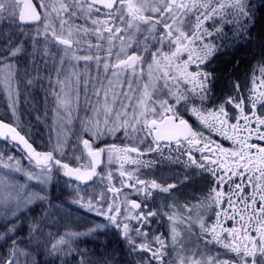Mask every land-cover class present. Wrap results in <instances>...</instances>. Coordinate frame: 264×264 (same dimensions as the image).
Returning <instances> with one entry per match:
<instances>
[{"label": "snow or ice", "instance_id": "1", "mask_svg": "<svg viewBox=\"0 0 264 264\" xmlns=\"http://www.w3.org/2000/svg\"><path fill=\"white\" fill-rule=\"evenodd\" d=\"M260 12L264 0H39L38 5L33 0H0V23L9 22L0 27V59L27 55L33 70L27 84L47 80L58 114L62 108L71 116L81 84L85 92L91 87L96 97L93 116L84 121L92 140H80L83 149L73 152L72 166L62 159L63 146L40 152L22 134L18 83L13 101L14 66L4 65L8 72L0 83L17 123L0 120V140L12 142L33 167L24 169L20 159L0 153V249L8 250L0 255V264H37L32 252L41 246L42 229L33 218L22 246L25 212L39 204L44 217L53 214L55 205L46 188L58 173L82 184L94 177L111 181V170L106 176L97 172L104 160L109 165L119 162L122 178V187H107L111 202L103 193L99 200H85L79 189L72 202L103 216L108 224L44 241L49 254L75 251L83 256L72 247L73 240L111 227L130 254H147L136 264H264V63L250 87L245 85L247 96L233 83L234 94L217 107L203 104L214 79L204 66L219 51L216 40L226 25H232L236 40L250 38ZM29 24H34L32 35L25 27ZM93 64L96 76L82 79L76 69L87 71ZM108 137L120 139L121 145L108 143ZM98 141L104 146H97ZM126 163L137 167L126 170ZM164 163L191 170L179 183L195 176L210 180L207 193L195 204L188 198L181 202L173 192L178 183L136 175L141 168ZM13 172H23L44 187L26 191V185L15 183ZM124 187L143 199H128V194L120 199ZM157 192L166 196L158 198ZM154 223L167 232L152 231ZM80 264L119 262L113 252L95 261L81 259Z\"/></svg>", "mask_w": 264, "mask_h": 264}, {"label": "rangeland", "instance_id": "2", "mask_svg": "<svg viewBox=\"0 0 264 264\" xmlns=\"http://www.w3.org/2000/svg\"><path fill=\"white\" fill-rule=\"evenodd\" d=\"M35 1L38 5L39 0ZM39 10L43 12V9L39 8ZM259 14L257 13V15ZM8 23V20H4L0 23V27H6ZM25 27L30 30L29 35H32L34 26ZM15 35L18 36L19 34ZM25 44L28 50L31 51V45L27 41ZM216 44L219 46V51L210 59L211 64H218V61L222 58V53H225L227 58L234 57V49L238 47V40L234 38L232 25L225 26L224 34L216 40ZM9 63L14 66L13 71L15 72V79H13V101L17 100L15 89L18 83L19 95L16 110L19 117L20 130L23 134H26L27 138L34 143L40 152L53 150L58 145L63 146L65 155L62 159L69 162L70 165L76 166L73 152L79 153L82 150L80 140H92V136L84 131V121L88 117L93 116L92 108L96 105V97L92 94L91 87L85 92L84 86L81 84L79 103L77 106L75 99H73L71 116L64 112L62 108L59 109L58 114L56 101L49 89L47 80L35 82L34 85L27 84V77L33 74L28 56L21 53L16 57H9L7 60L0 59V69H2L0 71V80L8 72V69L4 68V65ZM67 71L70 72L72 70L67 69ZM76 71L81 73L82 79L94 78L96 76L95 65H93L91 72L83 69ZM52 79L55 81V73L52 74ZM86 96L88 98L87 101L85 99ZM204 101L208 102V99ZM198 102L200 103V101ZM8 105L7 94L3 91V84L0 83V117L10 123H17L12 117V111ZM0 153L13 155L20 159L21 167L24 169L33 167L24 158L23 153L13 146L12 142L0 140ZM56 155H59V152ZM3 174L4 170L0 169V175ZM10 175L14 178L16 184L26 185V191L38 192L44 187L35 180H28L23 172H13ZM107 185L105 181L92 182L90 184L76 183L62 174H57V179L46 188L50 201L55 205L52 209L53 214L44 217L42 215L43 209L39 204L32 205L31 211H27L24 214V228L19 237L22 246L27 238L28 224L31 223L33 218L39 221L42 229L41 246L32 252V259L37 264H80L81 259L85 261L92 259L95 261L100 259L101 256H110L113 252H115V260L119 264H136L140 255H147L135 252L130 254L123 239L111 227L93 233L91 236H82L79 239L73 240L72 247L74 249L78 248L83 253V256L73 251L70 255L64 256L60 254L57 257L56 255L49 254V250L43 246L44 241L56 238L58 235H64L66 232H84L88 226L96 224L107 225L108 222L103 216L86 211L78 204L72 202L77 197V189H79V196H82L85 200H99L100 194L103 193L105 200L111 202L112 194L107 191ZM48 207L49 205L46 203L44 209ZM151 230L167 232L165 227H151ZM31 247H35L34 241ZM7 251V248L0 249V255L7 254Z\"/></svg>", "mask_w": 264, "mask_h": 264}, {"label": "flooded vegetation", "instance_id": "3", "mask_svg": "<svg viewBox=\"0 0 264 264\" xmlns=\"http://www.w3.org/2000/svg\"><path fill=\"white\" fill-rule=\"evenodd\" d=\"M262 20V15H257L256 22L251 27L250 38L238 40V47L234 49L235 54L233 58H227L226 54L222 53V58L218 61V64H211L209 60V62L204 66L207 71L212 72L214 75L212 91L210 93L208 102L203 101L205 107L213 109L220 103H222L230 93L234 94L232 88L233 83H239L242 87L243 95L247 96L248 88H246L245 85H248L250 87L251 77L253 76V74L258 75V69L260 65L264 63V27L259 25ZM82 64L83 62H81V65ZM93 65L87 71L91 72ZM80 69L85 70L83 67H78L76 70ZM196 103L199 102L196 101ZM228 108L231 112H235V109H233L231 105H228ZM185 118L188 119L190 123L196 125L197 122L195 121V119L189 116L187 113L185 114ZM205 131L207 132V130ZM117 135L119 136V134ZM213 138L217 142H222L225 146L228 145V141H223L219 136L213 135ZM107 142L121 145V140L115 139L113 137L107 139ZM96 144L97 146H104V141ZM81 146L83 149V145ZM144 159L147 160L149 159V157H144ZM124 167L126 170L131 171L137 166L134 164L126 163ZM118 169L119 162L109 165L107 161L104 160L98 166L97 172L102 173L104 176H106L107 172L111 170L113 179L111 181H108L107 179L102 180L100 177H94L90 183L105 181V183L108 185L112 184L120 188L122 187L120 184L122 178L119 175ZM186 171L191 172V170H186L181 164L169 165L167 163H164L157 164L152 169L141 168L140 171L136 173V175H139L142 179H156L158 182L164 183H178V187L176 189H173L175 197L178 198L181 202H183L185 198H188L191 203L195 204L198 199H201L207 193L210 180H206L205 178L200 176H195L184 183H179V181L183 179ZM124 194H128V199H143L142 195H136L134 190L131 188L124 187L122 189V193L120 194V199L124 198ZM155 196L159 198L166 196V194L157 192L155 193ZM157 203H160L159 199L157 200ZM151 227L161 226L154 223Z\"/></svg>", "mask_w": 264, "mask_h": 264}, {"label": "water", "instance_id": "4", "mask_svg": "<svg viewBox=\"0 0 264 264\" xmlns=\"http://www.w3.org/2000/svg\"><path fill=\"white\" fill-rule=\"evenodd\" d=\"M33 3L34 4H36L35 2H34V0H33ZM38 11H39V9H38ZM32 25H34V24H29V25H26V26H32ZM0 120H3V119H1L0 118ZM5 121V120H4ZM5 122H7V121H5ZM9 123V122H8ZM30 141V140H29ZM31 142V141H30ZM32 143V142H31ZM33 144V143H32ZM33 147L36 149V147H35V145L33 144ZM73 181H75V180H73ZM75 182H78V181H75Z\"/></svg>", "mask_w": 264, "mask_h": 264}, {"label": "trees", "instance_id": "5", "mask_svg": "<svg viewBox=\"0 0 264 264\" xmlns=\"http://www.w3.org/2000/svg\"><path fill=\"white\" fill-rule=\"evenodd\" d=\"M260 15H262L263 20L260 22V26L264 27V12H260Z\"/></svg>", "mask_w": 264, "mask_h": 264}, {"label": "bare ground", "instance_id": "6", "mask_svg": "<svg viewBox=\"0 0 264 264\" xmlns=\"http://www.w3.org/2000/svg\"><path fill=\"white\" fill-rule=\"evenodd\" d=\"M231 54H233V53H231ZM223 55V54H222ZM220 56V55H219ZM231 56V55H230ZM234 56V55H233ZM232 57V56H231ZM220 58V57H219Z\"/></svg>", "mask_w": 264, "mask_h": 264}]
</instances>
